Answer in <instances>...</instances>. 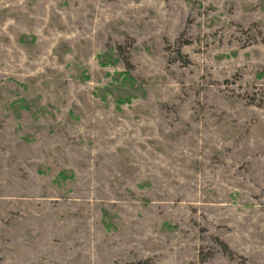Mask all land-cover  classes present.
Wrapping results in <instances>:
<instances>
[{"label": "rangeland", "instance_id": "obj_1", "mask_svg": "<svg viewBox=\"0 0 264 264\" xmlns=\"http://www.w3.org/2000/svg\"><path fill=\"white\" fill-rule=\"evenodd\" d=\"M264 264V0H0V264Z\"/></svg>", "mask_w": 264, "mask_h": 264}, {"label": "trees", "instance_id": "obj_2", "mask_svg": "<svg viewBox=\"0 0 264 264\" xmlns=\"http://www.w3.org/2000/svg\"><path fill=\"white\" fill-rule=\"evenodd\" d=\"M126 264H143V263L141 261V262H130V263H126Z\"/></svg>", "mask_w": 264, "mask_h": 264}]
</instances>
